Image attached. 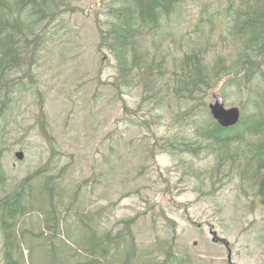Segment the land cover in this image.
<instances>
[{
    "label": "rangeland",
    "instance_id": "rangeland-1",
    "mask_svg": "<svg viewBox=\"0 0 264 264\" xmlns=\"http://www.w3.org/2000/svg\"><path fill=\"white\" fill-rule=\"evenodd\" d=\"M59 2L62 10L41 26L45 42L35 61L8 74L13 85L0 115V175L5 178L0 198L41 171L40 178H30L27 211L15 227L21 247L13 248V258L19 264H59L60 258L62 264H78L86 255L88 228H95L102 236L121 232L109 264H125L128 255L132 264L150 258L164 264L171 244L174 256L168 264H264V203L240 167L250 146L235 143L228 152L206 145L195 123L207 120V114L198 109L195 120L185 118L191 102L169 96L156 105L143 102L136 84L117 87L116 59L99 51L95 22L98 8V16L107 19L106 5L113 0ZM226 5L227 0H185L163 20L157 38L146 39L145 48L178 58L202 35L201 44L212 39L209 55L226 49L213 43L227 30ZM204 6L213 21H199ZM168 68L173 69L171 61ZM170 72L159 80V97L171 84ZM216 93L227 107L253 111L248 89L223 80L204 99L209 112ZM183 141H201L203 148L182 152L175 144ZM51 202L57 228H46ZM130 237L135 243L128 254ZM6 244L0 227V264H9Z\"/></svg>",
    "mask_w": 264,
    "mask_h": 264
},
{
    "label": "trees",
    "instance_id": "trees-1",
    "mask_svg": "<svg viewBox=\"0 0 264 264\" xmlns=\"http://www.w3.org/2000/svg\"><path fill=\"white\" fill-rule=\"evenodd\" d=\"M184 1L113 0L106 5V20L98 16V13L101 14V9L98 8L99 12L95 14L99 34L98 49L102 53L108 51L115 57L117 77L120 81L118 88L136 84L142 89L143 102L156 101V105L167 101L169 96L177 102H191L194 105L190 106L184 115L185 118L190 117L192 120L196 119V115L192 114L198 109L199 113H206L207 120L198 123L193 121L196 125V134L202 140L208 141L206 145H218L221 151L227 148L228 152L235 143L244 142L250 146V153L245 154L240 167L264 203V0H227V5L223 9V12L229 15L227 30L224 36H219L220 39L213 43L223 45L229 50H215L209 55L208 49L211 47H208V43L212 39L207 37V44L204 45L198 42L202 36L199 35L194 45L182 51L178 58L172 56L170 52H165L160 57L157 52L150 54V49L145 48L146 39L157 38L163 20L176 11ZM60 8L59 0H0V96L2 89L6 88L4 98L1 100L0 115L10 100L9 85H13L12 80L8 79V74L23 62L35 61V51L45 42L41 26L47 19L54 18L62 10ZM203 11L205 13L200 15L199 21H213L211 15L207 13V6H204ZM35 28L40 29L37 32ZM169 61L173 63V69L168 68ZM169 72L171 84H166L168 88H163L164 96L159 97L161 92L159 80H163ZM223 80L241 89L246 87L253 103V111L248 114L243 111L240 122L228 128L217 123L204 101L205 97L210 95V91ZM39 118L44 124L43 112ZM200 142L183 141L175 144V148L182 152L199 153L203 148ZM159 143L163 146L160 141ZM40 174L41 171L38 170L29 175L20 182V188L0 198V227L3 228L7 239L6 257L9 264H19L12 255L13 248L21 247L19 239L21 236L18 238L16 234L18 228L15 227L25 217L27 211L26 196L31 195L33 190L30 178ZM0 180L4 182L3 174L0 175ZM54 185H47V189ZM49 195L52 201L54 193L51 192ZM92 219L94 220L91 218L86 222L87 226L92 224ZM45 222L46 228L59 227L60 221L52 202L47 207ZM88 229L91 231H88L86 238L84 250L86 255L78 264H109L110 250L113 244H119L117 240L121 237L119 235L121 232L118 235L108 232L106 233L108 237H105L106 235L102 236L95 228ZM130 239L132 246L128 254L135 243L132 237ZM172 248L173 244L169 246L164 264H168L173 258ZM134 250L136 251V248ZM130 259L128 255L125 264H132ZM151 262L159 264L151 258L145 264ZM59 264H62L61 258Z\"/></svg>",
    "mask_w": 264,
    "mask_h": 264
},
{
    "label": "water",
    "instance_id": "water-1",
    "mask_svg": "<svg viewBox=\"0 0 264 264\" xmlns=\"http://www.w3.org/2000/svg\"><path fill=\"white\" fill-rule=\"evenodd\" d=\"M214 99V102H211L209 104V109L213 118L217 121L220 126L228 128L235 126L240 122L242 117V110L240 107H227L225 104V98L220 93L214 94ZM16 155L20 159L24 157L23 151H18Z\"/></svg>",
    "mask_w": 264,
    "mask_h": 264
}]
</instances>
